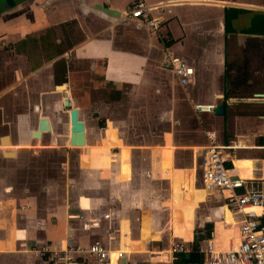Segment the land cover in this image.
I'll list each match as a JSON object with an SVG mask.
<instances>
[{"label":"crops","instance_id":"obj_1","mask_svg":"<svg viewBox=\"0 0 264 264\" xmlns=\"http://www.w3.org/2000/svg\"><path fill=\"white\" fill-rule=\"evenodd\" d=\"M138 1L161 21L156 33L125 16ZM257 44H264V0H0V129L15 127L13 135L0 136V264H37L43 246L86 247L93 240L123 250L116 264H163L167 248L176 242L190 248L195 232L203 236L207 226L209 238L199 246L237 242L239 217L230 212L227 193L206 192L198 178L206 132L228 148L230 175L264 178V97L258 96H264V60L252 53ZM170 58L193 69L186 85L167 65ZM70 59L88 63L89 89L102 94L88 99L100 124L95 141L76 107L91 169L77 158L73 172L69 160L29 164L21 156L37 149L32 133L39 118L51 127L41 139L53 131L44 104L66 114L74 107L67 87L80 84L67 81L75 72ZM32 91V110H24ZM11 105L20 111L5 126ZM69 137L68 123V146L75 148ZM186 199L196 205L192 230Z\"/></svg>","mask_w":264,"mask_h":264},{"label":"built area","instance_id":"obj_2","mask_svg":"<svg viewBox=\"0 0 264 264\" xmlns=\"http://www.w3.org/2000/svg\"><path fill=\"white\" fill-rule=\"evenodd\" d=\"M127 18L137 20L149 32L156 33L161 21L153 18L150 8L143 1L136 2ZM167 65L182 85L193 76V69L177 58H170ZM200 112H212L213 105H196ZM207 146L202 152L200 181L206 192L227 193L230 212L239 217L237 242L231 241L225 249L216 248L211 242L198 247L203 255L202 264H264V178L248 181L229 174L227 147L217 145L214 132H206ZM107 217V215H105ZM163 264H181L179 254L190 252L183 243H173ZM123 250L113 251L100 241L93 240L86 247L68 241L60 250L43 246L37 251V264H116L123 259ZM89 260L91 262H89Z\"/></svg>","mask_w":264,"mask_h":264},{"label":"rangeland","instance_id":"obj_3","mask_svg":"<svg viewBox=\"0 0 264 264\" xmlns=\"http://www.w3.org/2000/svg\"><path fill=\"white\" fill-rule=\"evenodd\" d=\"M237 1H248V0H237ZM252 48H254L252 53L254 52L258 54V55L257 54L255 55H257L259 62L261 61L262 56L264 60V44H262L261 46L259 44L252 45ZM68 61H69V68L71 72L72 70H74L75 72L70 74V78L68 77L69 75L67 74V78H68L67 81L73 84L77 82V84H80V86L78 88H75L74 90H71L70 89L71 86H68L67 91L68 93L70 91V95L74 102L73 106L81 108L80 109L81 119L85 121V124L88 127V132H90L88 133V136H89L90 142H92L98 138L94 134H96L97 132L96 128L100 124L98 122V119L95 118V116H97L96 106L95 105L88 106V99H89V96H92V98L94 99L100 98L102 95L101 90L100 88L98 89L90 88L89 89L90 84H89V79L87 77L88 76V73H87L88 63L86 61H75L73 59H70ZM95 87H99V86L95 85ZM36 95H37V92L32 91V94L28 96L29 99L26 100L28 104H26L25 106H20V107H22L24 110L26 109V110L31 111L33 107L32 101H34L33 98ZM52 97H53V101L58 100L56 96H52ZM44 107H45L44 109L47 110L44 113L49 114L53 118V122H54L53 131L52 133H50V135L45 134L43 136V139L33 142L32 145L34 147H37L36 151L34 150L33 153H25V155L21 154V156L23 157V160L29 161L28 162L29 164H31V162H34V161H41L45 163H48V162L57 163V162L69 160L70 168H71V171L73 172L74 162L77 161V158H78L79 166L81 168L91 169L88 163V157L85 154L84 150L81 149V152L79 155L78 153L79 148H70L68 146L67 136H68V123L69 122H68V114L65 113V110H60V109L55 110L52 107H50L48 103L44 104ZM18 111L20 110L13 105H11L10 107L6 106L4 112L7 114V117L5 120H3L4 123H6L5 126H7L8 123L10 122V120H8L10 116L13 115L14 112H18ZM34 118H37V114L34 116ZM14 128H15L14 125L9 124V127L7 129H0V136L9 135V133L13 135ZM2 146L5 149H11L8 146H4V145ZM50 147H55V149L50 148ZM39 148H44V149H39ZM198 179L200 181V177ZM182 202H183L182 207L183 209H185V216H186L189 230H192V212H193L194 207H196V205L193 201L189 199H186ZM201 232L204 233L205 235V230ZM195 233H197L196 235L201 236L199 231H196Z\"/></svg>","mask_w":264,"mask_h":264},{"label":"water","instance_id":"obj_4","mask_svg":"<svg viewBox=\"0 0 264 264\" xmlns=\"http://www.w3.org/2000/svg\"><path fill=\"white\" fill-rule=\"evenodd\" d=\"M63 86H57L60 88ZM259 97H264L263 95H258ZM63 106L64 108L70 107V101L68 100L67 94H64ZM68 114V122L70 125V137H69V145L75 147L84 146L85 141V128L84 123L79 120L78 117V109L76 107H71L67 111ZM215 114L222 115L223 114V107L216 106L215 107ZM51 131V127L49 121L46 117H41L38 119L37 129L32 133V138L36 140H40L43 133H49ZM6 141L8 143V137H2L1 143ZM5 156H13V153H4Z\"/></svg>","mask_w":264,"mask_h":264},{"label":"trees","instance_id":"obj_5","mask_svg":"<svg viewBox=\"0 0 264 264\" xmlns=\"http://www.w3.org/2000/svg\"><path fill=\"white\" fill-rule=\"evenodd\" d=\"M211 227L207 226L204 236L196 235L195 233L193 243L191 244L189 257L187 258L185 254H180L178 256V261L183 264H202L203 256L198 252L199 243L209 238ZM200 233V232H199Z\"/></svg>","mask_w":264,"mask_h":264},{"label":"bare ground","instance_id":"obj_6","mask_svg":"<svg viewBox=\"0 0 264 264\" xmlns=\"http://www.w3.org/2000/svg\"><path fill=\"white\" fill-rule=\"evenodd\" d=\"M3 143H7L6 141H4ZM86 147V143L84 146H81L79 147V149H83ZM75 148H78V147H75ZM85 152L86 154L89 153V150L88 149H85ZM224 214H225V219L228 220V219H231V214L230 212L228 211V208L225 207L224 209ZM174 220L175 222L177 223V226H178V233L181 234V231H183L185 229L184 227V222H183V218H182V209L181 208H178L175 213H174Z\"/></svg>","mask_w":264,"mask_h":264}]
</instances>
